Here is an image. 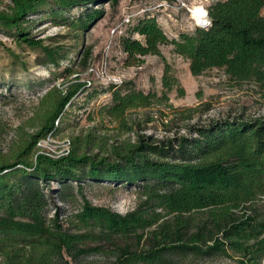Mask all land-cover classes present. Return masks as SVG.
<instances>
[{"label":"trees","instance_id":"trees-1","mask_svg":"<svg viewBox=\"0 0 264 264\" xmlns=\"http://www.w3.org/2000/svg\"><path fill=\"white\" fill-rule=\"evenodd\" d=\"M104 2L116 6L118 0H9L0 10V31L58 67L60 51L32 35V16L48 12L84 33L105 16L104 8H94ZM74 8L80 14L65 18ZM263 8L264 0H219L208 8L210 24L176 37H169L152 14L128 20L120 38L124 65L161 57L160 94L124 82L97 85L66 67L74 78L66 77L63 88L53 86L40 98L32 118L38 123L26 124L35 130H23L17 149L0 162V264H169L175 255H237L238 264H264V116L193 124L189 135L163 139L130 119L132 112L161 104L178 111L168 94L184 90L162 54L164 45L189 62L194 76L218 68L233 83L264 89ZM87 57L88 51L80 61ZM96 85L111 93L97 112L102 127L107 121L135 138L107 144L89 133L69 138L66 155L37 154L38 140L58 134L66 107ZM153 120L145 115L144 125ZM87 181L135 186L138 202L121 214L83 196L81 208L67 218L69 226L60 219V207L48 216L46 185L55 182L62 192Z\"/></svg>","mask_w":264,"mask_h":264},{"label":"rangeland","instance_id":"rangeland-1","mask_svg":"<svg viewBox=\"0 0 264 264\" xmlns=\"http://www.w3.org/2000/svg\"><path fill=\"white\" fill-rule=\"evenodd\" d=\"M8 1L0 0V10ZM216 1L219 0H118L116 6L104 2L94 8H104L105 16L84 33H76L61 21L49 18L48 12L32 16V35L60 51L62 58L58 67L49 64L41 51L18 45L9 35L0 31V162L8 160L12 150L17 149L23 130H35L26 124L38 123L32 118L38 111L40 98L51 87L63 88L67 78H74L75 74L68 75L63 71L66 67L72 68L73 73H79L84 80L93 79L97 85H107L105 83L115 76L136 89L145 92L153 90L160 94L164 70L161 57L148 55L140 66L124 65L125 54L121 49L120 38L127 33L128 20L146 13L152 14L169 37H176L181 32L192 31L199 26L190 10L197 6L208 10ZM80 12L81 9L74 8L65 12V18L70 19ZM87 51L88 57L82 63L80 60ZM161 51L184 91L181 94V91L174 89L168 94L169 103L178 110L176 112L161 104L131 113L132 122L140 123L141 127L146 126L144 133L163 139L189 135V127L193 124L206 125L216 119L264 116V89L253 82L233 83L218 68L194 76L189 62L177 55L171 45L162 46ZM91 68L97 74L89 72ZM97 85L78 95L66 107L58 125V140L73 139L78 135L86 137L89 133L96 134L99 140L107 144H119L135 138L134 132L114 129L107 121L102 127L97 112L100 106L111 101V93ZM160 109L169 116H163ZM183 113L191 114V117L184 119L186 115ZM147 114L153 116L154 120L144 125ZM91 116L93 119H90ZM164 123L167 125L164 126ZM58 188L59 184L55 182L46 185L49 195L47 213L50 217L56 207H60V219L66 226H69L67 218L81 208L83 196L93 205L125 214L136 206L139 195L135 186L106 182L87 181L81 187L73 185L62 192H58ZM202 215L194 214V217ZM237 257L175 255L170 258L169 264H238Z\"/></svg>","mask_w":264,"mask_h":264},{"label":"built area","instance_id":"built-area-1","mask_svg":"<svg viewBox=\"0 0 264 264\" xmlns=\"http://www.w3.org/2000/svg\"><path fill=\"white\" fill-rule=\"evenodd\" d=\"M190 11L193 13V10H190ZM204 11L207 13L205 15V21L202 24H199L196 21L199 26H206V25L210 24V18H209L208 10L205 9ZM195 20H196V18H195ZM89 72H92V74L93 73L97 74L93 68L89 69ZM122 82H123V80L121 78L114 76V77H111L108 80V82H106L105 84H120ZM101 83H104V82L101 81ZM58 124H59V121L57 120L56 125H58ZM58 137L59 136L57 134L50 133L46 137L38 140V142L36 144L37 154H44V155L54 157V158L66 155L70 149V139L64 138L62 140H58Z\"/></svg>","mask_w":264,"mask_h":264},{"label":"bare ground","instance_id":"bare-ground-1","mask_svg":"<svg viewBox=\"0 0 264 264\" xmlns=\"http://www.w3.org/2000/svg\"><path fill=\"white\" fill-rule=\"evenodd\" d=\"M205 9L201 6H197L193 9V16L196 18V21L199 24H202L205 21Z\"/></svg>","mask_w":264,"mask_h":264},{"label":"clouds","instance_id":"clouds-1","mask_svg":"<svg viewBox=\"0 0 264 264\" xmlns=\"http://www.w3.org/2000/svg\"><path fill=\"white\" fill-rule=\"evenodd\" d=\"M207 13L205 12V15H206Z\"/></svg>","mask_w":264,"mask_h":264}]
</instances>
